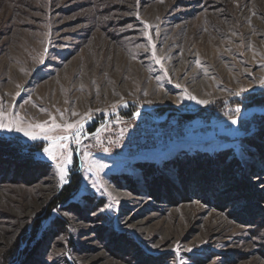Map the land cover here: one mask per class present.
I'll list each match as a JSON object with an SVG mask.
<instances>
[{
	"label": "rangeland",
	"instance_id": "rangeland-1",
	"mask_svg": "<svg viewBox=\"0 0 264 264\" xmlns=\"http://www.w3.org/2000/svg\"><path fill=\"white\" fill-rule=\"evenodd\" d=\"M261 81L264 0H0V105L81 126L0 154V264H264Z\"/></svg>",
	"mask_w": 264,
	"mask_h": 264
},
{
	"label": "snow or ice",
	"instance_id": "snow-or-ice-1",
	"mask_svg": "<svg viewBox=\"0 0 264 264\" xmlns=\"http://www.w3.org/2000/svg\"><path fill=\"white\" fill-rule=\"evenodd\" d=\"M149 40H151V36L149 35ZM153 46L152 56L156 60L157 63H160V58L156 56L155 50ZM161 68H163V65L161 64ZM261 83H264V81H261ZM244 91L243 89L241 92ZM236 95H240V92L235 93ZM188 99H196L194 96H188ZM200 104H207L208 101L206 100H200ZM236 111H239V108L236 109ZM73 115H76V113H73ZM233 124H236L237 121L234 119L232 120ZM79 127H81L78 123H65L60 124L56 122V118H51V124H49L47 121L42 123H36V124H27L24 125V122L21 118H19L15 113L6 111L2 105H0V129L7 130L9 132H19L22 133L24 137L29 138L31 141H37V140H44L48 141V145L44 146L42 148V153L39 154L40 159H50L51 161L57 162V167L59 168L60 172V180L62 183H67L66 176H67V167L69 164L72 163L71 153L69 151V144L68 141L70 139L71 135H79ZM57 129H64L66 132L67 130L71 129L73 130L72 133L64 134V135H52L51 133L56 132ZM76 143H79V140H76ZM107 151V149H105ZM107 167V165L100 164L98 166V169H102ZM101 187H104L101 185ZM110 197H112V200L114 203L118 204L119 201L116 200L115 197L112 196V194L109 192L107 193ZM113 204L107 205V209H112ZM106 209L102 208L100 211H105ZM181 250V246H176V251L179 252ZM189 251H191L189 249ZM181 264H184L183 261H181Z\"/></svg>",
	"mask_w": 264,
	"mask_h": 264
},
{
	"label": "trees",
	"instance_id": "trees-1",
	"mask_svg": "<svg viewBox=\"0 0 264 264\" xmlns=\"http://www.w3.org/2000/svg\"><path fill=\"white\" fill-rule=\"evenodd\" d=\"M249 94H254V93H249ZM261 97H257V94L255 93L252 99L255 98L258 99ZM36 144H41L42 146L39 147V145ZM43 145H45V143H36V142L29 143V142H23L20 139L14 141L11 138L0 136V154L6 156V158L15 160L16 162H29L33 164L34 163L33 155L36 152L35 150L37 148L38 149L43 148L44 147ZM72 177H73V183L63 187L60 192V198L66 201L70 199L72 193L79 186L78 174L72 175Z\"/></svg>",
	"mask_w": 264,
	"mask_h": 264
}]
</instances>
